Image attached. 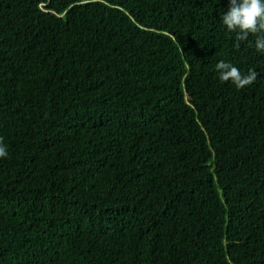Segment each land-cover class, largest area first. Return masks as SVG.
Listing matches in <instances>:
<instances>
[{
	"label": "trees",
	"instance_id": "1",
	"mask_svg": "<svg viewBox=\"0 0 264 264\" xmlns=\"http://www.w3.org/2000/svg\"><path fill=\"white\" fill-rule=\"evenodd\" d=\"M228 8L0 0V264H264V53Z\"/></svg>",
	"mask_w": 264,
	"mask_h": 264
},
{
	"label": "clouds",
	"instance_id": "2",
	"mask_svg": "<svg viewBox=\"0 0 264 264\" xmlns=\"http://www.w3.org/2000/svg\"><path fill=\"white\" fill-rule=\"evenodd\" d=\"M221 20L229 33H235L237 42L247 41L252 35L255 37L256 51L264 53V0H229V8ZM215 69L221 81H230L237 90L251 86L259 75L252 68L244 74L238 67L224 60L219 61ZM7 156V146L3 137H0V158Z\"/></svg>",
	"mask_w": 264,
	"mask_h": 264
}]
</instances>
